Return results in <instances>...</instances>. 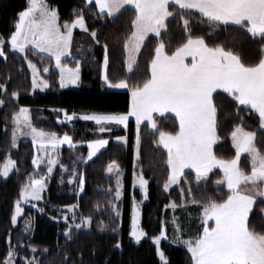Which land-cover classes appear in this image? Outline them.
Here are the masks:
<instances>
[{
	"label": "trees",
	"instance_id": "obj_1",
	"mask_svg": "<svg viewBox=\"0 0 264 264\" xmlns=\"http://www.w3.org/2000/svg\"><path fill=\"white\" fill-rule=\"evenodd\" d=\"M46 2L57 9L59 23L70 22L75 15L83 14L88 31L74 32L75 48L79 46L78 43H84L81 38L85 36V43L92 44L96 60L101 61L105 57L107 45L109 62L106 74L113 83L121 79H125L130 86L142 83L149 75L148 63L157 44L163 42L170 54L186 38L180 13L177 11L175 16L167 21L166 31L162 30L160 36L146 37L137 56L138 67H135L133 72L126 73L123 42L131 30V20L135 15L133 8L125 7L114 17H108L107 14L98 12L95 3L85 0ZM26 7L27 0H0V36L5 41L15 30L17 14ZM185 15L187 17V13ZM190 23L193 34L205 35L210 46L219 43L226 49L231 48L246 64L258 61L261 42H254L242 30L231 26L226 29L222 27L212 39H207L208 27L206 24H200L198 14ZM92 31L97 33L95 39H89V33ZM2 47L6 56L0 57V85H4V88L0 89V101H3L0 103V165L6 157H10L15 161V167L7 178L0 177V264H5L10 249L18 254L15 264H21L18 259L20 257L31 259L35 264H162L151 239L160 233L162 220L170 218L171 211L166 208L169 203H174L177 209L185 206V212L180 217L182 227L189 232L196 229V234L201 231L200 224L197 228L194 221H187V214L196 212L209 197L226 198V187L217 186L215 183L222 178V173L213 170L205 180L198 183L193 173L185 172L180 177V182L165 192L164 184L168 177L167 156L165 151L154 143L158 141L159 131L150 129L145 123L140 124L138 128L132 119L128 120L125 131L111 132V135H125V145L109 140L107 146L91 161L79 166L84 179L79 193H76L73 186L60 182V169L55 168L42 194V211L37 213L30 208L25 209L17 225L13 226L11 218L14 203L20 196L21 188L30 178L45 173L43 166L35 168L32 164L34 147L30 141L20 140L15 148H11L13 114L19 111L20 106L30 107L36 114H42L39 118L35 116L33 121L37 128L69 134L74 142L91 140L96 137L92 132L91 123L77 121L70 126L58 124L54 119L60 112H52V109H61L67 113L79 110L125 113L128 111L130 90H108L93 72L85 69L81 74L82 85L79 89H61L58 73L52 69V61L35 55L45 62V67L49 69L46 75L48 90L31 94L30 73L25 58L12 52L7 43ZM62 62L73 66L76 61L64 59ZM13 92L17 93L15 97L12 96ZM215 103L218 109L220 137L214 145L215 155L222 159L235 156L230 133L236 125H240L245 131L255 132V144L264 152V130L259 128L258 116L250 114L247 110L237 113L235 103L227 94L216 96ZM156 121L159 130L175 131L178 127L175 118L170 115L158 116ZM135 146L138 156L134 162ZM68 152L67 148L62 149L63 161L69 157ZM113 160L124 173L123 190L119 200L115 199L113 178L105 174L108 164ZM239 166L245 172L250 171L247 154L241 155ZM133 172H140L147 181V200L141 206L140 217V228L146 235L138 244H134L128 234L130 203L132 198H140L139 190L131 187ZM189 189L191 196L188 195ZM193 199L201 203H191ZM65 206H74L77 216L89 220L88 227H72L67 230L57 213L59 208ZM181 212L183 211L179 213ZM26 221L31 225L28 234L23 232V223ZM250 227L257 232H264V198H259L254 203L250 213ZM66 230L68 235L65 234ZM160 250L164 253L167 264H191L190 253L183 247L162 241Z\"/></svg>",
	"mask_w": 264,
	"mask_h": 264
},
{
	"label": "snow or ice",
	"instance_id": "obj_2",
	"mask_svg": "<svg viewBox=\"0 0 264 264\" xmlns=\"http://www.w3.org/2000/svg\"><path fill=\"white\" fill-rule=\"evenodd\" d=\"M95 6L101 14L106 13L108 17H114L125 9V6L134 9L131 30L123 42L127 54L125 66L129 73L138 67L137 56L146 37L150 33L160 36L162 30L166 31L167 21L174 17L177 11L180 13L186 38L170 54L163 42L157 44L148 63L149 75L142 83L130 86L125 79L113 83L108 79L106 71L102 72V79L109 87L130 90L128 111L119 114H87L81 118L94 121L99 126V132L110 130L105 127L106 124L126 126L129 117L135 118L138 128L142 122H147L150 129L158 130V141L154 143L162 145L167 152L168 177L164 184L165 190L180 182L185 169L193 170L199 183L218 167L223 176L215 183L217 186L226 185V198L209 197L207 202L202 204L200 211L202 230L195 236L181 241L190 253L191 264H264V232H257L250 227V213L254 203L257 197L264 198V152L255 144L256 133L245 131L240 125H236L230 133L235 156L222 159L214 152V145L220 140L218 109L215 103V97L218 95L227 94L232 98L237 113L247 110L250 114L257 115L259 128L264 130V0H95ZM197 14L200 24H206L208 27L207 39H212L222 27L226 29L231 26L245 32L254 42H261L258 61L246 64L231 48L226 49L219 43L210 46L205 35H194L190 21ZM17 15L15 30L7 41L0 36V57L6 56L2 47L5 43L20 53H24L30 46V49L45 53L55 60L61 87L66 83L75 84L79 79L80 61H76L75 68H70L62 63V58L71 55L73 29L79 27L88 31L83 14L75 15L71 22L64 21L61 24L58 22L57 9L51 7L46 0H27V7ZM91 35L95 39L97 33L92 31ZM108 62L105 45V70ZM27 63L32 70L33 88L48 87L47 80L38 82L36 65L31 60H27ZM44 71L48 72L49 69L45 67ZM3 88L4 85H0V89ZM16 95V92L12 93L13 97ZM166 113L174 114L178 124L175 131L158 129L155 115L163 116ZM74 115L65 113V120L71 121ZM12 119L15 125L12 129V147L16 146L17 136L25 134L21 131V126L27 128L28 134L32 135L33 146H40L38 151L41 155L34 154L32 163L40 164L43 154L47 153V172L50 174L52 165L57 163L54 158L57 145L67 143L73 146L72 138L67 134L58 138L56 133L37 129L31 123L29 110L24 107L14 113ZM116 139L122 141L125 137ZM107 143L105 139L88 142L89 158ZM242 154L248 156L249 172L239 166ZM14 167L15 161L6 157L4 164L0 165V175L7 177ZM106 171L118 172V163L111 161ZM44 180L43 176L39 179L30 178L21 188L20 198L11 218L13 223H16L17 215L21 212L20 201L28 197L41 199V191L45 187ZM138 182L143 190L147 181L141 176ZM83 183L81 174V187ZM119 184L120 179L117 176V198L121 195ZM249 185L254 191L243 190ZM181 194L183 197V191ZM188 195H192L191 189L188 190ZM191 203L201 202L193 199ZM169 206L176 207L174 203ZM133 209L135 212V205ZM136 223L134 217L130 235L139 241L146 233L138 230ZM76 227L79 228L80 225L77 224ZM65 234L68 235L67 230ZM164 237L162 228L159 236L153 237V243L157 245L156 252L160 260L167 264L159 247L160 240ZM12 256L10 249L5 264H11Z\"/></svg>",
	"mask_w": 264,
	"mask_h": 264
},
{
	"label": "rangeland",
	"instance_id": "obj_3",
	"mask_svg": "<svg viewBox=\"0 0 264 264\" xmlns=\"http://www.w3.org/2000/svg\"><path fill=\"white\" fill-rule=\"evenodd\" d=\"M85 1L88 2V3L89 2H94L95 3V0H85ZM97 10L99 12V9H97ZM61 24H63V22ZM75 31H78L80 33L81 32L86 33V31H83L79 27H76V28L73 29V37H72V43H71V48H70L71 55L67 56L66 58H62V60L68 59V60H73V61H77V60L80 61L79 79L77 80V82L75 84L66 83L64 87L60 86L59 70L55 67L56 62H55L54 59L49 58L47 56V54H45V53H39L35 49H30V46H29V49H26V51L24 53H20V52H17L15 50H12L10 48V46H9V48H10V50L12 52L18 53V54L22 55L24 58L27 57V59H25V61H26V64H27V67H28V70H29V73H30V83H31L30 93L33 94L34 92H44V91L48 90V87H46V88H39V87L33 88V86H32V70L29 68L27 60H31L33 62V64L36 65L37 71L39 73L38 82H39V80H47L46 79L47 78L46 77L47 72L44 71V68H45V66L47 64L45 62H43L42 60L40 61V59H38L35 55L44 56L46 58H49L52 61V69L55 70L58 73V84H59V88H61V89H79L81 87V85H82L81 74H82V71L85 69L87 71L93 72L97 76L99 81L105 86L106 89H108V90H117V91L126 90L127 88L118 89V88L109 87L108 84L105 83V81L102 79V72L106 71L104 69V67H103L104 59L101 60V61H97L96 60V57L93 54L92 44L91 43H88V44L85 43V39H84L85 36H82V38H81L84 43H80V44L78 43L79 46H77L75 48V42H76V37L74 35ZM89 34H90L89 39H91L90 37H92V35H91V33H89ZM149 35L156 36L154 33H150ZM34 52L36 54H33ZM126 55L127 54L125 53V58H126ZM68 66L70 68H75L76 67V62H74L73 66H70V65H68ZM125 71H126V73H129L128 70L126 69V66H125ZM22 107L27 108L29 110V116H30V119H31V123H32V125L34 127H36L34 125V123H33V121L36 119L35 116H37V117L38 116H42V114H40V112L36 114V111L33 110L30 107L20 106V108H22ZM59 110H61V109H52V112H60V115H56L55 116L54 122H56L58 124L69 125V126L73 125L77 121L91 123L93 125V131L92 132L96 135V137L91 139V140H85V141L74 142L72 140L73 146H69V144H67V143L58 144L56 149H55V152H54V158L56 159L57 163L52 165V172L50 174L47 172V168H48V156H47V153L43 154L42 162L40 164H38V165H33L35 168H37L39 166H43L45 168V173L43 175H41V176H43L45 178V180H44L45 187L41 191V199L40 200H34L31 197H28L26 200L20 201L21 212H20L19 215H17L16 223L12 222L13 226L17 225L19 219L24 214L25 209L30 208V209H32V211L37 212V213L42 211V207L40 206V203H42V194L45 192L46 183L53 176L55 168H59L60 169L59 178H60V182L61 183H66V184H68L70 186H73L75 188L76 193H79L81 191V189H82L81 184H80L81 174H80L79 166L85 165L86 163L91 161L96 156V154L98 152H100L101 150H103L108 144L107 143L103 148L99 149L94 156L89 158V156H88V153H89L88 142L93 141V140H97V139H105L107 141L112 140V142L118 143V144H123V145L126 144V136L125 135H111V132L119 131V130H124L125 131L127 125L125 126V125H116V124H106L105 127L110 129V130L105 131V132H99L97 130L99 126L94 121L84 120V119L81 118L83 115H87V114H119V113L98 112V111H88V110H79V111H72V112L67 113L65 111H59ZM65 113H67L68 115H72V114H75V115H74V117H73V119L71 121H67V120H65ZM14 127H15V125L13 124V128ZM37 129H40V128H37ZM21 131L23 133H25V134L17 136L16 146H17V143L20 140H28L33 145L32 135L28 134L29 130L27 128H24L23 126H21ZM43 131H45V130H43ZM45 132H49V131H45ZM53 133H56L58 138L59 137H63L66 134V133H59V132H53ZM11 134H12V131H11ZM67 135L71 137V135H69V134H67ZM103 135H106V136H103ZM120 136L125 137V139L122 140V141L121 140H117L116 137H120ZM15 147H12V140H11V148H15ZM39 147L40 146L38 144L34 147V154H36L38 156L41 155V153L38 151ZM48 147H50V146H46V148H48ZM64 148H67L69 150V152H68L69 157L67 156L65 161L62 160L63 158H62V155H61L62 154V149H64ZM137 156H138L137 155V147L135 146L134 150H133V160H134V162H135V160H137ZM10 172H9V174H10ZM105 174H106L107 177L113 178L114 184H115V190H114L115 199L119 200L120 197L119 198L116 197L117 176H119V179H120L119 188H120V193H122L123 184H124V173L119 170L118 172L114 171L112 173H109V172L106 171ZM41 176L35 177V179H39ZM141 176L142 175H141L140 172H133V174L131 176V187L135 188V189H138L139 193H140V198L139 199L132 198L131 203H130V219H129L128 234H129V236H130V238H131V240H132V242L134 244H138L142 239L145 238V235H144V236H142L140 238L139 241H137L133 236L130 235V233L133 230V219H134V217H135V219L137 221L136 228L138 230H141V228H140L141 206L147 200L146 185L144 186V189L142 190L141 187H140V184L138 182L139 178ZM0 177L7 178L8 176L5 177V176L0 175ZM28 182H29V180L27 181V183ZM175 185L176 184L171 185L167 190H165V188H164V191L168 192L170 190V188L175 186ZM243 190L246 191V192L254 191V189L252 188L251 185H249L247 188H243ZM19 198H20V196H19ZM19 198H18V200H19ZM259 198H262V197H257V199H259ZM16 202L14 203L13 213L15 211ZM171 204H173V203H169L167 205V207H166L167 209H169L171 211L170 218H168L166 220L165 219L162 220L161 230L163 228V230L165 232V237L161 238L160 243L162 241H168V242H171V243L175 244L176 246L183 247V248H185L187 250V248L185 247V245L181 241L184 240V239H188L189 237L195 236L197 230L193 229V231L190 230L191 232H189V230H187L184 227H182V225L180 223L181 222L180 221V217H181L182 213L185 212L184 211L185 210V206H182L180 209L178 208L180 211H183L180 214L179 213L180 211L177 209V207L173 208V207L169 206ZM134 205H135V212H134V209H133ZM200 211H201V208H199L196 212H194L192 214H187V221L188 220L190 222L194 221L197 224V228H199V224H200V226H202L201 218H200ZM57 213L59 214V220L66 225V229L67 230L69 228H72V227L73 228H77L76 227L77 224L80 225L79 228H87L88 227L89 220L88 219L85 220V218H81V217L77 216L76 213H75L74 206L61 207V208H59L57 210ZM174 219H175V223H173ZM177 228H179V231H177ZM30 229H31V225H30L29 221L24 222L23 223V232L25 234H28L30 232ZM161 230H160V232H161ZM159 234L157 236H159ZM151 242L154 245V247L157 248V245L153 243V238L151 239ZM159 247H160V244H159ZM12 252H13V250H12ZM156 254H157V252H156ZM17 257H18V254L13 252L11 264H15L14 261H15V259H17ZM157 257H158L159 261L163 264V262L160 260V257L158 255H157ZM18 259H20L21 264H31V262H33L31 259H27V258H21L20 257Z\"/></svg>",
	"mask_w": 264,
	"mask_h": 264
},
{
	"label": "crops",
	"instance_id": "obj_4",
	"mask_svg": "<svg viewBox=\"0 0 264 264\" xmlns=\"http://www.w3.org/2000/svg\"><path fill=\"white\" fill-rule=\"evenodd\" d=\"M94 3V2H93ZM125 7H128V6H125ZM130 7V6H129ZM189 62H190V60H189ZM129 99H130V91H129ZM164 115H170V116H172V117H174V114H172V113H166V114H163V116ZM158 116H161V114H156L155 115V119H156V117H158ZM129 119H132L134 122H135V118L134 117H129ZM136 123V122H135ZM143 123H145V124H147V122H142L141 124H143ZM231 142H232V140H231ZM164 151H165V153H166V156H167V152H166V149H164L163 148V146L162 145H159ZM243 155V154H242ZM213 170H219L220 171V169L217 167V168H214ZM185 172H191V173H193L194 175H195V172L193 171V170H191V169H185L184 170V173ZM221 172V171H220ZM222 173V172H221ZM222 176H223V173H222ZM225 187H226V185H225ZM227 189V188H226ZM209 223H211V221L209 222ZM201 230H202V226H201Z\"/></svg>",
	"mask_w": 264,
	"mask_h": 264
}]
</instances>
